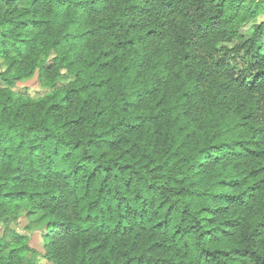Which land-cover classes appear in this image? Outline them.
<instances>
[{"label":"trees","instance_id":"1","mask_svg":"<svg viewBox=\"0 0 264 264\" xmlns=\"http://www.w3.org/2000/svg\"><path fill=\"white\" fill-rule=\"evenodd\" d=\"M0 225V264H264V0H0Z\"/></svg>","mask_w":264,"mask_h":264},{"label":"rangeland","instance_id":"2","mask_svg":"<svg viewBox=\"0 0 264 264\" xmlns=\"http://www.w3.org/2000/svg\"><path fill=\"white\" fill-rule=\"evenodd\" d=\"M261 21H262V17H259L253 21H250V22L244 24L240 28L239 33L242 36H247L252 31L253 26L261 23ZM15 88H16L15 90H17L20 94L26 95V96H31L33 98L43 96L46 93H48V91H49L47 88L40 85L38 78H37V75H35L34 77H32L31 79H29L27 81L17 83ZM26 225H27L26 218L25 217L20 218L18 221L17 231L19 233H23L24 232L23 228ZM1 228H2V226L0 225V234L2 232ZM35 229H37V228H34V233L32 234L33 236L31 238V245L33 247H35L38 251L43 253L42 244H40L41 242L38 239L39 235H37L38 232H36ZM36 264H49V263H47L43 259H40V260H38V262Z\"/></svg>","mask_w":264,"mask_h":264}]
</instances>
